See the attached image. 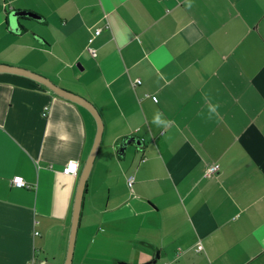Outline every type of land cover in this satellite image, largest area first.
<instances>
[{
  "label": "crops",
  "instance_id": "crops-1",
  "mask_svg": "<svg viewBox=\"0 0 264 264\" xmlns=\"http://www.w3.org/2000/svg\"><path fill=\"white\" fill-rule=\"evenodd\" d=\"M0 64L101 116L72 264H264V0H0ZM96 132L86 108L0 73V264H65Z\"/></svg>",
  "mask_w": 264,
  "mask_h": 264
},
{
  "label": "water",
  "instance_id": "water-1",
  "mask_svg": "<svg viewBox=\"0 0 264 264\" xmlns=\"http://www.w3.org/2000/svg\"><path fill=\"white\" fill-rule=\"evenodd\" d=\"M19 15L30 16V14L28 13L14 12L10 15L11 24H17L16 18ZM0 73L20 75V76H24L29 79H32L34 81H37L38 83L44 85L49 90L54 92L56 95L86 108L92 114V116L94 117L96 121V124H97L96 137H95L92 149L90 151V154L81 169L79 184L77 187L74 206H73L70 241H69L68 251H67L66 260H65V264H72L74 244H75V238H76V233L78 229L84 189H85L86 181L90 173L91 167L93 165L95 156L97 154L98 147L101 141V136H102L103 122H102L101 116L99 112L97 111V109L88 100L68 90L63 89L60 86L55 85L52 81H50V79L38 73L32 72L24 68L14 67V66L5 65V64H0ZM154 259L155 258H152L148 263H144V264H152L154 262ZM121 264H125V263H121Z\"/></svg>",
  "mask_w": 264,
  "mask_h": 264
},
{
  "label": "built area",
  "instance_id": "built-area-1",
  "mask_svg": "<svg viewBox=\"0 0 264 264\" xmlns=\"http://www.w3.org/2000/svg\"><path fill=\"white\" fill-rule=\"evenodd\" d=\"M102 31L101 28H97L94 30L93 32V36L89 38V43L91 44L93 42V39L98 36L100 34V32ZM89 53L91 55H95V49L93 48H89ZM134 84H140V80H136V82ZM77 166L78 164L77 163H73V162H70L68 163V165L64 168L63 170V173L66 174V175H70V174H75L76 173V170H77ZM218 166L217 165H210L207 169H206V172H205V175L204 176H211V175H214L217 173L218 171ZM12 185L14 186H17V187H24L26 185L25 181L23 180V178L21 176H16L12 179ZM132 185H133V178L130 177L128 179V187L130 189H132ZM202 246H198L197 249L198 251L200 250Z\"/></svg>",
  "mask_w": 264,
  "mask_h": 264
},
{
  "label": "clouds",
  "instance_id": "clouds-1",
  "mask_svg": "<svg viewBox=\"0 0 264 264\" xmlns=\"http://www.w3.org/2000/svg\"><path fill=\"white\" fill-rule=\"evenodd\" d=\"M210 112L211 113H216V107L210 108ZM209 118H211V117H209ZM152 123H154L157 127H167L171 122L161 119V114L157 113L153 117Z\"/></svg>",
  "mask_w": 264,
  "mask_h": 264
},
{
  "label": "rangeland",
  "instance_id": "rangeland-1",
  "mask_svg": "<svg viewBox=\"0 0 264 264\" xmlns=\"http://www.w3.org/2000/svg\"><path fill=\"white\" fill-rule=\"evenodd\" d=\"M73 256H74V254H73ZM74 258V257H73ZM72 262H73V260H72Z\"/></svg>",
  "mask_w": 264,
  "mask_h": 264
}]
</instances>
